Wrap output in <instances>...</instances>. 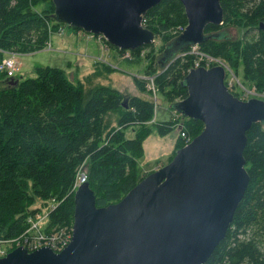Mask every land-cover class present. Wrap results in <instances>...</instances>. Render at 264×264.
I'll list each match as a JSON object with an SVG mask.
<instances>
[{
	"label": "trees",
	"instance_id": "1",
	"mask_svg": "<svg viewBox=\"0 0 264 264\" xmlns=\"http://www.w3.org/2000/svg\"><path fill=\"white\" fill-rule=\"evenodd\" d=\"M220 3L223 24H208L204 32L242 27L244 35L230 38L223 33L200 46L203 51L229 61L231 67L241 69L245 80L264 92V30L259 28V23L264 22V0ZM40 4L46 8L40 10ZM53 10L52 0H0V49L30 53L48 48L51 32L61 24L51 18ZM146 18L156 35L187 23L179 0H161L147 11ZM163 36L167 42L164 41L160 54L174 38ZM105 43L108 52L112 48L119 55L117 47ZM138 50L129 62H139ZM159 53L155 55L157 67ZM3 56L0 51V61ZM185 57L176 59L153 78L155 87L167 97L174 111L173 120L160 122L155 120L151 100L140 96L127 99L120 90L99 82L85 88L60 67H36L37 75L28 78H17L16 74L13 78L0 72V238L23 233L29 226L28 217L40 209L32 207L38 200L45 202L44 207L48 202H58L49 213L50 225L71 226L74 201L70 190L79 167L87 166V182L94 191L96 204L104 206L120 200L147 174L141 172L138 159L143 156L144 142L153 129L165 136L183 119L167 162L178 148L197 135L203 128L202 122L173 109V104L187 95L181 81L189 63L185 59L191 56ZM103 65L107 73L116 71L111 64ZM156 70L148 69L147 74L152 76ZM10 79H16L17 84H10ZM134 83L140 91L145 90L144 80L135 78ZM231 91L240 97L238 92ZM110 113H115L116 124H111ZM128 127H132L133 137L126 135ZM243 155L249 184L225 238L205 264H264L263 122L253 123L247 131Z\"/></svg>",
	"mask_w": 264,
	"mask_h": 264
},
{
	"label": "water",
	"instance_id": "2",
	"mask_svg": "<svg viewBox=\"0 0 264 264\" xmlns=\"http://www.w3.org/2000/svg\"><path fill=\"white\" fill-rule=\"evenodd\" d=\"M160 1L52 0L50 16L134 50L154 41L155 32L141 20ZM179 1L187 23L165 44L159 70L186 47L233 28L204 32L208 24L223 23L220 0ZM259 28L264 30V22ZM224 79L219 65L190 69L181 81L187 95L173 109L202 122V130L116 202L97 206L89 183H81L73 194L70 243L59 252L19 246L0 257V264H205L225 238L249 184L243 155L247 131L255 122L264 123V100L236 97Z\"/></svg>",
	"mask_w": 264,
	"mask_h": 264
},
{
	"label": "rangeland",
	"instance_id": "3",
	"mask_svg": "<svg viewBox=\"0 0 264 264\" xmlns=\"http://www.w3.org/2000/svg\"><path fill=\"white\" fill-rule=\"evenodd\" d=\"M44 8H46V6L44 4H40L39 9L42 10ZM228 26L229 25H224L223 27ZM65 29V34L57 32L56 30L51 32L53 35H51L52 38L51 42L49 43L50 45L53 44L51 49L46 48L36 52L16 54V58L20 64L18 70L15 72V77H35L37 75L35 68L39 66H56L64 69L68 74H71L68 64L71 63L77 65L78 61L80 60L79 62H86L85 64H82V67L79 68L80 71H83L84 77L90 73L93 76V79H97L94 81H98L100 84L110 85L113 88L120 90L127 99L136 95L145 99H149L155 105L154 109L156 121L160 122L173 120L174 111L171 110L167 97H165L164 94L159 91L158 87H155L154 85L155 92L149 91L148 80H144L145 90L140 91L136 87L134 79L137 78L143 80L141 76L149 75L147 74L148 69L156 68V72L161 73L173 63L171 61L165 68L158 71L155 55H157L161 49H163L165 43L164 41H166L163 35L172 37L175 27H169L168 29L161 30V33H158V37L156 38V42L154 44L138 50L137 58L139 59V62L134 61L133 63L120 59L117 56L118 54H116L112 48L109 49V52L107 50H102V43L96 38H91L90 33L84 32L83 30H73L70 26H65ZM239 31H236L233 28L229 29L230 38H235L237 35L239 37H243L245 29L241 27ZM58 33H60L62 36H58ZM61 46L68 47L69 53L65 54L61 52ZM84 47L96 52L100 51L102 58L105 59L108 64H111L112 68H114L116 71H112L111 73L105 72L103 65L106 64L105 61L96 59L95 62H93L92 59H83V56H78V53L81 52L80 48ZM179 57L186 58L184 56ZM194 58L195 57L185 59V61L189 62L188 66H192ZM225 62L228 64L231 72L237 78V81H235L233 85H236L234 89H237L238 93L239 91L242 92V90L245 88L252 92V96L250 95L249 97H257L264 100V92L262 90H258L253 82L246 81L244 75L241 74V69L231 67V63L229 61ZM86 72L88 73L84 74ZM101 74H104L105 76H102ZM226 74L229 75V73ZM10 77L14 78V76ZM227 79L228 77L226 80ZM87 83L90 85V80H88ZM154 101H156V103ZM109 118L111 124H116L115 113H110ZM182 122L183 119H181V122L178 124H175V129L170 131L165 136L158 135L156 130L153 129L146 137L144 142V154L138 159L142 173H149L153 166L158 167L167 163V157L173 150L175 142L177 143L178 129L182 125ZM149 124L151 125V123ZM125 132L128 137L134 136L132 127H128ZM83 168L85 170L88 169L87 166H83ZM43 203L44 201L38 200L32 207H35L34 209L42 208L44 207Z\"/></svg>",
	"mask_w": 264,
	"mask_h": 264
},
{
	"label": "built area",
	"instance_id": "4",
	"mask_svg": "<svg viewBox=\"0 0 264 264\" xmlns=\"http://www.w3.org/2000/svg\"><path fill=\"white\" fill-rule=\"evenodd\" d=\"M141 23L143 26H147L148 21L146 16L143 17ZM183 29V25L176 26L173 31V35L179 34ZM57 32L64 33V27L59 26ZM90 37L96 38L102 43L103 49H107L108 45L104 42V38L101 35L91 34ZM48 47H50V44L48 45ZM200 48V45H191L177 54L172 62H174L176 59L182 58L179 56L185 57L186 55H189L191 56V58L195 57L192 62V66H188L189 68L198 66L210 67L221 65L224 67L225 72L229 73V75L226 74V78L228 77L227 83L228 86L232 87L233 83L237 81V78L231 72L228 64L222 58L213 56ZM0 51L6 55L0 61V72H6L7 75L10 76L14 75V73L18 69V60L16 58L17 52L3 51L1 49ZM118 52V57L122 60L128 61L134 59V52L131 50H119ZM155 75L156 73L152 76H141L143 80H148V89L152 92H155V84L153 83V78L155 77ZM242 91L244 93V96H250L252 93L250 90L245 88ZM86 178V170L82 166L79 167L70 193H74L78 185L85 182ZM57 205L58 202H48L44 207L45 209L42 208L41 211L36 212L28 219L29 226L20 235L14 238H0V257L6 255L10 250L17 246H24L28 249V251L35 250L42 246L50 247L53 251H60L64 247H66L72 238V227L68 225H50L48 220L49 213Z\"/></svg>",
	"mask_w": 264,
	"mask_h": 264
},
{
	"label": "crops",
	"instance_id": "5",
	"mask_svg": "<svg viewBox=\"0 0 264 264\" xmlns=\"http://www.w3.org/2000/svg\"><path fill=\"white\" fill-rule=\"evenodd\" d=\"M58 36H62V35L60 33H58ZM52 47H53V44H52ZM80 50H81V52L78 53V56H83L84 57L83 59H89V60L92 59L93 62H95L96 59L100 60V58H102V56L100 54V51H97L96 52V51H93L91 49H87L86 47L80 48ZM68 51H69V48L68 47L61 46V52L67 54V53H69ZM79 61H78V64L77 65H74V64H71V63L68 64V67L71 70V74H68L64 69L63 70L66 72V74L69 77H72V79L75 81V83H77V82L83 83L84 86H85V88L87 86H90L87 83L88 80H90V84H92L93 82H94V84H96V82H98V81H92L94 79H93V76L90 73L88 75H86L85 77L83 76V71H80L79 68L82 67V64H85L86 62H79ZM87 73L88 72H86L84 74H87ZM155 167L156 166H153L151 169H154Z\"/></svg>",
	"mask_w": 264,
	"mask_h": 264
}]
</instances>
